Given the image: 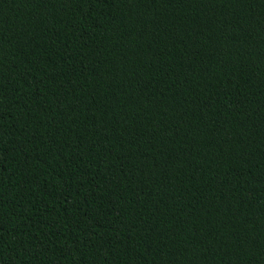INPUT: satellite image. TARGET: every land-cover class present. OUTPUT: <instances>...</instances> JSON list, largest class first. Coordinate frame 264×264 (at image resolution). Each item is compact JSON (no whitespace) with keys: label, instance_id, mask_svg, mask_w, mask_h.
Returning a JSON list of instances; mask_svg holds the SVG:
<instances>
[{"label":"trees","instance_id":"1","mask_svg":"<svg viewBox=\"0 0 264 264\" xmlns=\"http://www.w3.org/2000/svg\"><path fill=\"white\" fill-rule=\"evenodd\" d=\"M0 264H264V0H0Z\"/></svg>","mask_w":264,"mask_h":264}]
</instances>
